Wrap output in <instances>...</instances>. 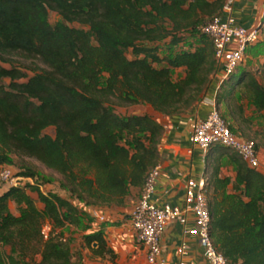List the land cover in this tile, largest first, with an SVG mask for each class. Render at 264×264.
<instances>
[{
  "label": "trees",
  "instance_id": "16d2710c",
  "mask_svg": "<svg viewBox=\"0 0 264 264\" xmlns=\"http://www.w3.org/2000/svg\"><path fill=\"white\" fill-rule=\"evenodd\" d=\"M226 1L0 0V79H9L0 83V166L14 164V155L33 157L62 176L71 197L44 191L34 170L21 172L32 182L0 194V264H78L58 230L89 227L74 201L99 210L122 206L129 189L142 187L158 164L163 124L120 109L143 103L170 116L199 101L217 68L213 42L199 26L221 15ZM50 11L60 16L54 24ZM191 36L195 45L186 44ZM163 41L180 48L162 56ZM18 57L44 67L24 68ZM180 67L185 76L174 80ZM233 74L221 84L217 106L235 102L238 84L264 112V84L247 70L238 82ZM49 127L54 134L45 132ZM230 127L264 149V129L253 137ZM224 157L234 179L222 175ZM205 174L215 246L227 264H264V172L217 145L207 152ZM84 247L116 259L102 230L86 233Z\"/></svg>",
  "mask_w": 264,
  "mask_h": 264
},
{
  "label": "crops",
  "instance_id": "0c3cea01",
  "mask_svg": "<svg viewBox=\"0 0 264 264\" xmlns=\"http://www.w3.org/2000/svg\"><path fill=\"white\" fill-rule=\"evenodd\" d=\"M228 1H231L233 4V15L239 24L246 27L257 26L260 23L264 24V0ZM185 71L186 69L184 67L174 69L173 79L179 80L183 78ZM222 76L223 71L217 67L211 75V82L201 94L199 101L193 107L174 115L168 116L157 112L148 104H145L144 106L146 107H143L146 110L145 112L141 109H131L130 107L120 109L123 115L133 113L151 115L157 118L164 126V132L159 145L160 154L158 159V163L161 165V174L157 180L156 192L153 198L157 204L169 202L174 205L183 206L187 180L191 177L195 179L206 177L207 154L205 155L202 149L190 140V118H205L214 106L217 105ZM227 82L231 84L233 81L229 80ZM244 92L243 85H235L233 94L236 99L235 102L227 106L226 100L223 99L219 108L221 110L222 104L226 103L229 123L236 131L239 132V130H242L250 135V130L258 128L255 124L264 121V112L258 111ZM259 152L263 163L261 170L264 172V149L260 148ZM226 166L230 168L231 173L228 172ZM221 170L222 175H230L234 179V167L227 157L222 158ZM8 189L2 187L0 184V194ZM141 189L142 187L132 186L122 206H107L99 210L97 207L87 206L84 203L81 204V202L78 204L84 212L85 222L89 227L87 229H81L68 226L58 229L64 233L66 239H69V236L73 232H75L74 236L82 235L83 241L80 243L77 242V245L69 239L72 250L76 252L74 257L75 262L78 264H147V250L136 241L130 224V212L140 198ZM229 189H231V186ZM52 192H57L63 197L71 199V197L63 193L64 189L59 187L55 188V191L52 190ZM33 196L36 197L34 194ZM9 207L13 214L18 215L17 205L14 201H10ZM95 209H98L106 215V222H101L96 218L90 222L87 219L88 217H94L93 212ZM192 219L193 217L190 215V222L193 221ZM68 229H70V233ZM99 230L104 232L108 245L116 253L115 261L95 256L89 249L84 247V235L88 232ZM183 239L189 245V255L185 258L186 264H209L197 238L193 236L185 237L183 235V225L180 222L170 223L163 234V249L171 262L178 263L180 260V256L177 254V248Z\"/></svg>",
  "mask_w": 264,
  "mask_h": 264
},
{
  "label": "built area",
  "instance_id": "2783aa9c",
  "mask_svg": "<svg viewBox=\"0 0 264 264\" xmlns=\"http://www.w3.org/2000/svg\"><path fill=\"white\" fill-rule=\"evenodd\" d=\"M261 26L262 23L253 27L239 24L233 15V4L228 0L221 15L208 19L199 26V30L213 42L217 67L223 71L221 84L243 63L249 46L260 40ZM190 140L202 149L205 155L211 147L220 145L236 152L250 167L260 170L263 168L255 141L237 135L217 105L205 118H190ZM160 174L161 165L158 163L149 172L142 186L140 198L130 212V224L136 241L147 250V264H186L189 245L185 239L177 248V254L180 256L178 263L171 262L163 249V234L172 222H180L183 225L185 237L197 238L209 264H227L226 257L217 249L211 236L207 178H189L184 205L179 206L169 202L157 204L154 201ZM20 179L21 177L16 176L10 166H0L2 187L19 186ZM190 215L193 217L192 222L189 220ZM93 216L102 222L107 220L106 215L99 210H94ZM46 226L48 231L44 228V233L48 236L51 225Z\"/></svg>",
  "mask_w": 264,
  "mask_h": 264
},
{
  "label": "rangeland",
  "instance_id": "374dc122",
  "mask_svg": "<svg viewBox=\"0 0 264 264\" xmlns=\"http://www.w3.org/2000/svg\"><path fill=\"white\" fill-rule=\"evenodd\" d=\"M49 16H50V21L53 24L55 22H57L58 20H60V16L57 12L50 11ZM73 25L77 26V27H84V26H81L80 24H77V23H74ZM85 28L88 30L87 27H85ZM260 30L262 31L261 38L256 44L249 46V48L246 52L245 60L243 61V63L237 68V70L233 74V76H234L233 81L234 82H238V80L241 78L243 72L245 70H247L248 72H251V74H253L261 83L264 84V24H263V26L260 27ZM196 43H197V38L194 36H191L188 39L186 44L195 45ZM179 48L180 47H177V48L174 47V49H173V48H171V46L169 45V43L167 41H163L161 44H159L158 50L162 56H165L166 54H171L174 50L175 51L179 50ZM126 53H127L128 57H130V58L133 57L132 50H128ZM17 60H19V65L23 66L24 68H25V66H29L31 68H34L36 66L44 67V65L42 63H40L39 61L34 60V59H25V58H19L18 57ZM6 66H9V65H6ZM30 74H32V73H30ZM3 82L8 83L9 79H0V83H3ZM228 83L229 82H227L226 85ZM144 105L145 104H143V103L142 104H136V105L130 106V108L131 109H141V110H143V112H145L146 110L143 107H146V106H144ZM127 108H129V107H127ZM220 111H221V114L227 119L228 113L226 111V103L222 104V109ZM142 114H144V113H142ZM227 121H228V119H227ZM255 126L258 127L257 129H255L256 131L263 130L264 129V121H260V122L256 123ZM255 130H250L251 131L250 135H252L253 137H254V131ZM45 132H47L49 134H54V127L47 128ZM130 137L131 136H127V140H125L124 143L127 144L128 139ZM255 139L257 140V142L259 144L262 145V140H261V137L259 135L256 136ZM13 159H14V164H10L9 166L13 169L16 176H19V174L21 172H26L27 169H32L37 173V180L44 184L43 185L44 191H46V192H48L49 190L55 191V188H58V187L63 189L62 185H61L62 176L59 173L51 170L50 168H47L45 165H43L41 162H39L35 158L29 157V156H23V155H14ZM262 166H263V163H262ZM226 169L228 170V172L231 173L230 168H227V166H226ZM232 175H233V172H232ZM19 177H21L20 186L22 184H24L25 182H30L29 179L23 178L22 176H19ZM234 187L235 186H231L230 190H235ZM55 193H57V192H55ZM63 193L67 194V196L70 197V194L67 190H64ZM74 202H76L77 204L80 203L79 201H74ZM81 204H83V203L81 202ZM112 206H114V205H112ZM94 218L95 217H93V219ZM45 230L48 231L47 226H45ZM68 232L69 233L71 232L70 229H68ZM74 233L75 232H73V234L69 236V239L71 240V242H73L74 244L77 245V242H79V243L82 242L83 238H82V235H75L74 236ZM80 234H81V232H80Z\"/></svg>",
  "mask_w": 264,
  "mask_h": 264
}]
</instances>
